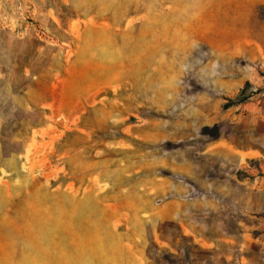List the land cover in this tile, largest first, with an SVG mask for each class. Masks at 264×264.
I'll use <instances>...</instances> for the list:
<instances>
[{"label":"rangeland","instance_id":"obj_1","mask_svg":"<svg viewBox=\"0 0 264 264\" xmlns=\"http://www.w3.org/2000/svg\"><path fill=\"white\" fill-rule=\"evenodd\" d=\"M0 264H264V0H0Z\"/></svg>","mask_w":264,"mask_h":264},{"label":"crops","instance_id":"obj_2","mask_svg":"<svg viewBox=\"0 0 264 264\" xmlns=\"http://www.w3.org/2000/svg\"><path fill=\"white\" fill-rule=\"evenodd\" d=\"M249 182H250V180H249ZM252 193V192H251Z\"/></svg>","mask_w":264,"mask_h":264}]
</instances>
